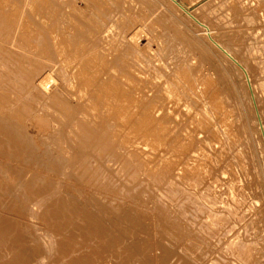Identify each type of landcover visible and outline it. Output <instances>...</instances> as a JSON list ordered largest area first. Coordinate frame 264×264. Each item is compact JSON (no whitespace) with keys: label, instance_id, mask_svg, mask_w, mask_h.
Returning <instances> with one entry per match:
<instances>
[{"label":"bare ground","instance_id":"obj_1","mask_svg":"<svg viewBox=\"0 0 264 264\" xmlns=\"http://www.w3.org/2000/svg\"><path fill=\"white\" fill-rule=\"evenodd\" d=\"M56 1H58V3L60 4V7L64 9V11L56 7L55 4H53L52 0H0V57H3L2 60L5 58V55H4V53H6L5 45L7 43H14V45L16 46L15 50H19L20 51L19 54L23 55L22 57L24 56H25L24 58L30 57L31 66H33L32 67L33 71L36 72L37 74H40L41 72L42 77H43L42 79L43 84L41 85H43V87L47 89L49 88L48 89L49 95L47 97V103L45 104V107H47L46 110H50V109L52 110L54 106L62 107L65 112H71L75 108L77 109L81 108L80 114L76 118H74V121L72 124L74 125V127L76 125L74 123L76 122L78 123L84 122V124H82L83 126V125H86L87 122L89 123L97 119L100 120V118L101 120L106 119L109 122L112 121V125L114 126V129L112 130V132L116 134L117 136L118 134L122 135L120 140L117 138L116 139L118 141H121L122 145L125 148L129 147V148H126L127 150L131 149V151L129 150V152H132V149L135 148L133 147L134 145L136 146L139 145L138 147H142L141 150H143L144 152L142 153L147 158H150V159L151 157L156 158L155 161L153 160L151 161L147 159L142 153H140V155L142 154L145 157L144 159H141V160L139 159L137 161L136 157L138 155L135 157V154H134L136 161L134 159L130 161L132 159L131 156H133V154L130 153L131 154L130 155L128 154L129 153L128 152L127 155L128 156L130 155L131 157L130 160L128 161H130L131 163L130 164L128 163L129 165L127 164V166H130L133 164L135 168V164H136L137 169L136 170L134 169L135 173H138V174L144 173L145 176L144 174H142L144 177L149 176L154 181L158 180L162 182L163 185L167 181L166 182L167 185H165L166 187L164 189L162 188V186H160L162 188V191L159 189L161 191L160 195L159 194L157 195L156 193L157 198L160 199V201L162 202V204L160 202L161 204L160 208L158 204H157L158 206L155 204L158 207V211L162 213L161 217H165L166 221L168 219L171 220L172 218L175 221V226L177 224L178 226L183 227L182 228L183 230L187 231L189 234H192V235H189L190 237L185 236V234L183 236H185L184 237L185 239L186 237H188L189 239L187 240L189 242H191L190 240L192 241L194 240V244H197L200 250L201 249L204 250V253L209 258V261L211 262V264H251L252 258L254 257L253 254H256L255 252H253L256 244L252 240L245 238V237L250 236L249 233L251 232L249 231L253 228V227L252 228L248 227L249 229L251 228L250 230H247L249 233L245 232L246 224H247L245 220L248 219V214L250 211L254 213L253 208L255 209V205H252L253 202L250 203V201L246 198L248 196L247 195L245 196V194L243 193V192H247V190L241 191L242 187L239 185L242 183V181L240 184H238L240 179L238 180L239 177L238 178L236 177V174L238 173H241V172L245 173L246 172L245 169H247L248 165L250 166L249 160H248L249 157L247 158V155L245 154V151H244L245 149H243L244 145L242 144V142L244 143L245 141H242V142L240 141L241 145H239V141L237 137L238 135L236 134L234 130V124L235 123L237 124V122H236L235 115L232 112L233 109L231 110L232 107L228 106L230 108L229 109L226 106L228 104L226 103V101L224 102V100L222 99L220 95V93L222 92L219 93L220 89L219 90L216 89L217 87L219 88V86L215 87L214 80L213 78H211V76H208V75L204 76L198 72H195L192 68V65L191 66L190 64L188 65L187 61L186 63L185 61L180 60V58H185V57H179V60L184 62L185 64L178 62L177 60L178 64L179 65L181 64V66L176 65L175 68L172 67L170 70L169 64L167 65V62H163V59L161 60L160 55L155 56V54H158L156 53L158 49L156 50V52L153 51L150 45L153 43L152 40H151L152 43L147 42L148 43L147 45L142 44L140 46V44L138 43L139 38H137L139 36V34L137 33L138 29L134 28L133 26L132 29L129 30L130 26L129 27L127 26V22L129 23L132 20V15L129 14L131 10L130 11L128 10L129 12L127 11L125 13H122V12H119L120 10L117 9L119 7H117L115 11L114 7L118 5L117 0H56ZM172 1L178 7H180L183 11H185L192 18V20L200 28L204 30L205 36L207 37L211 45L215 47L216 49H218L222 54L227 56L229 59H231L234 62V64L242 71L243 75L245 76L248 82L247 85L249 86L248 88L251 92V95H252L251 97H253L252 100L255 99L254 86L251 84L252 82L249 79L250 77H249V74L246 68L235 58V56H233L231 52H229L219 41L216 40V38L212 35L211 30L208 27V25L200 21L196 16H194V14H192L193 12L186 9L182 5V3H180L178 0H172ZM129 7L131 8V6ZM121 8H122V11H124L125 9L126 10L128 9V7L127 8L121 7ZM120 35L122 38L120 37ZM162 43H163L162 46H164V41ZM156 44H159L158 46H160L159 42ZM19 45L21 46L20 49L19 47L17 48V46ZM158 46L156 45V47ZM162 46H160L159 49ZM167 50H166V54H168ZM8 53H11V52H8ZM165 56H166L165 59H167L168 58L167 55ZM128 58H132L134 60L132 61L135 62V63H130V64H134V66H132L134 68L133 72L131 71L132 69L130 67L131 65L125 63ZM176 58L178 59V57ZM112 62H114L115 66H111ZM177 62H174V63L177 64ZM28 63L30 64V62ZM182 64H184V66H182ZM124 66H128L129 68H131L129 69L128 72L131 71L130 73H135V75H133L132 78L131 76L128 75V72H126L127 69L125 70L123 69V68H126ZM0 73H2V71ZM13 73L19 75V72L15 73L14 71ZM3 75L5 74L3 73ZM136 75L141 78V79H138L137 77V80H140V82H137L134 79V76ZM0 76L2 77L1 74ZM22 79H24L23 76H22ZM146 81L150 83V84L147 83L149 86H147V84L145 85L144 82ZM143 83L145 86L149 88H150V85H152L153 91L155 89L154 86L155 85L157 86L158 89L157 88L156 89L157 91L159 90V92L162 94L161 95L159 93L161 96L158 95V93L156 94L155 92L156 90L154 92H150V89L147 87L146 88L149 89V91L148 93L146 91V93L147 94L154 93L158 95L157 97H160V100H161V97L163 96L161 101L158 100L160 102L159 105H157L156 103L157 98L156 100H154L155 97L153 98V101H149L150 99L148 100L146 97L145 98L148 100V102L143 101L144 99L143 94H145V93L142 94V91H141L143 87V86L141 87V84ZM4 84L6 86V83ZM11 86L12 88H15V86L17 87V85H13V84ZM19 86H22V85H19ZM262 86L264 89V84ZM58 92L59 94L60 92H63L65 97L61 98L60 95H58ZM11 93L12 92H10V94ZM1 95L2 94H0V97ZM22 95L24 94H21V97H24ZM14 96L15 95H13V97ZM3 97H6V96H3ZM16 97H17L16 99L18 100L19 96L16 95ZM29 99H32V98L30 97ZM165 100L168 101L167 108H165L166 107L165 104L167 103V102L164 103ZM24 101L26 102V100ZM1 102H0V105L3 106L4 104L2 105ZM10 103L11 102H9V104ZM27 106L26 107L23 106L22 110H26ZM30 107L28 108L30 109ZM12 109L13 108L11 106L10 110L12 111V113L15 111V118H16L15 120L20 121V118L22 117V115L20 114L19 111L21 109L19 110V106H18V109H14V110ZM22 110H21V113H22ZM28 111L29 110H27V113ZM54 112H57V111L54 110ZM7 114H11V113L8 112ZM256 114H257L258 120L261 122L262 119H261V115L258 109H257ZM12 118L13 119L10 118L11 122L9 120L10 124L13 122L12 120H14V117ZM106 120L105 122H107ZM22 122H19V123H22ZM91 124L93 123L91 122ZM96 124L95 126H97ZM99 124H102L101 126L106 125V124L103 125L101 121H99ZM77 126L75 128H77ZM239 135H241L244 138L242 134H239ZM114 136L115 135H113V137ZM11 138L12 139L15 138L16 139L15 141L18 142L17 138L19 137L15 136ZM69 138H70V135H69ZM72 138L73 137L71 135V138H70L71 141L74 140ZM57 140L59 141L58 138ZM73 142L74 141H72V143ZM60 146L61 145L57 146L59 151L62 150ZM117 146H120V145H117ZM130 146H132L133 148H130ZM103 147L105 148L106 146H103ZM216 147L218 149H216ZM139 151H140V148L138 152ZM117 152L119 151H115L116 154H118ZM247 154H250V153L248 152ZM224 155L230 156V159L228 158L230 160V163H227L228 159ZM225 158L227 162L223 163ZM122 159L123 160L121 161L123 162L127 160L125 158H122ZM250 161H253V158ZM123 162H120V163H123ZM123 164L122 165L125 167L126 166L125 162ZM82 166L84 165L82 164ZM123 166L122 168H124ZM127 169L128 167H125V169H122L123 171H118V170L116 171H118V173L119 172L123 173L124 170H126L125 172L127 174V171H129V169L128 170ZM114 172H115V168H114ZM247 173L248 171L245 173V175ZM120 175L123 176L122 174ZM133 175L136 176V174H133ZM135 176H131L130 178H134ZM242 176H244V174ZM251 176L250 178L254 179ZM136 177L137 178L135 179L137 180L138 176ZM250 178L248 179V181L250 180ZM7 179L8 177L6 178V180ZM145 179H148V177ZM151 180L149 179V181ZM137 182L138 180L135 183ZM1 183H2V186L4 187V184L6 182L3 184V181H2ZM36 183H39V182H36ZM147 183H148V180H147ZM155 183L156 182H154V185H156ZM249 183L248 185L252 186ZM26 184H29V183H26ZM6 185L8 186L10 184L6 183ZM159 185L160 183L157 186L159 187ZM3 187L2 189L5 188ZM7 188L9 189L11 187L9 186ZM37 188H39V186ZM144 188H148V186ZM253 188H251L250 190H253ZM7 191L9 192L10 189ZM7 191L6 193L8 196ZM143 191L145 193L147 192L145 190ZM4 192H5V189H4ZM13 192H14V189H13ZM250 192H253V191H250ZM254 193L253 195H255ZM148 194L150 193L148 192ZM22 195L24 196V194ZM250 195L251 196L249 197V199L251 197H255L252 195V193H250ZM10 196H8V198H10ZM46 196H43V198ZM151 196L152 195L150 194V198L153 197ZM13 197H14V194H13ZM16 197L14 198L16 199ZM11 198H10V201L12 202L14 200L13 201V204H14L15 199L12 198L13 199L12 200ZM17 200H20V199H17ZM31 200L33 202L34 200L33 197L32 199H30V201ZM154 200L155 199H153L152 201ZM10 201H8L9 204H11V206L14 207V205L16 204L12 205ZM255 201H258V199ZM8 202L6 201L7 203L6 205L10 206L8 205ZM143 202L145 204V201ZM150 202L148 201V203ZM259 202L261 201L259 200ZM37 204L38 203H34L33 205L31 204L32 209H30L31 214L33 215L35 214V216H37L38 211H39V205ZM147 204H145V206H147ZM45 205L46 203L42 206H45ZM18 206H15V208L11 207L14 210H11V208H8V209H10L11 211H15V209L18 208ZM153 207L154 206L152 205L151 209H153ZM129 208H131V211H132L133 208L132 207H129ZM147 209L149 210L150 208H147ZM154 209L157 210L156 207ZM259 210H260V207H259ZM135 211H138V210H135ZM143 211H146V210H143ZM258 212L256 215L260 214ZM139 213L140 211L137 214ZM147 213H145L144 215L145 217H148L146 216ZM157 213L153 211V214L155 215H151V216L155 217L157 216L156 215ZM128 214L131 215L130 213ZM137 214H135L134 212V215H137ZM150 214H151V211H150ZM140 216L143 217V215H140ZM261 216L263 215L261 214ZM261 216L260 218H257V219L261 220ZM134 217L135 216H133V221H134ZM127 218L128 219L132 218V216L131 217L127 216L126 221H127ZM138 219L139 218H135L136 221H138ZM142 219L140 218L139 220L141 221ZM157 219L159 220V217H157ZM250 219L251 217L249 218L250 223H253L251 222L252 219L251 220ZM129 220H132V219H129ZM158 220L156 222H158ZM256 220L254 222L255 224L257 223ZM97 221L98 220L96 219V222ZM133 221H131L132 223L130 222V224H134ZM147 222L149 223V220ZM93 223L95 222L93 221ZM254 223L252 224V226L254 225L255 227ZM143 224L142 226L145 227V224L147 223H145L144 225ZM167 224L168 226L170 225L168 221H167ZM258 224H260V222H258ZM132 226L134 228L138 225L135 224V226L134 225ZM152 226L154 225L152 224ZM95 227L98 230V227L97 226ZM172 227L170 226V228ZM262 227L264 228V224ZM170 228L168 227V229ZM172 229H170V232ZM115 230L117 229L115 228ZM119 230H117V233ZM139 231H137L138 233L137 232L136 233L137 234L141 233ZM258 231L256 232V234H258ZM172 232H176L174 233L175 235L178 234L176 230ZM40 233L41 232L37 229H35V231H31L28 228L27 230V227L21 226L19 222H15L14 224L8 221L4 215L0 214V264H32L31 262L27 260V257L24 256L22 251L25 245V241H24L25 237H27L28 235L33 237V234H34V238L36 236L39 239L38 241L40 242V244H42L43 249L41 246L40 250L38 248V251H37L36 249H33L31 247L32 249H29L31 256L35 254L38 257L41 256L39 255L41 250H42L41 252H43L44 250L49 255L51 253L52 255L54 253H59L60 251L59 252L54 251L57 249L56 248L57 246L55 245L59 246V243L57 244L55 243L57 238L54 239L55 236L54 237L52 236L51 238L50 237L51 234H49L50 236L47 238V234H48L47 232H46L47 234L43 233L42 236L40 235ZM117 233L115 234L117 235ZM246 233H248L249 235L248 234H247L248 236L244 235ZM178 235H181V234L179 233ZM183 236L181 235L182 238L180 240H183ZM106 237L109 238V236L107 235H105L103 238L105 239ZM135 237H137V235ZM63 238L65 237H62L61 241ZM115 238L117 239V236H115ZM115 238H113V240H115ZM58 240L59 239H57V241ZM65 240L67 241L68 238H66ZM90 240H91V237H90ZM90 240L88 238L89 242ZM66 241H63L60 243L64 244ZM93 241L95 242V239H93ZM107 241L110 242V240H107ZM256 241H259V240H256ZM71 242L73 243V241ZM109 242H107V244H109ZM37 243H35L34 245H36ZM67 243H69V241ZM67 243L65 244L67 245V247L72 245L70 243H69L70 245ZM181 243H184V242H181ZM63 244L61 245V247L65 246ZM39 246L37 245V247ZM113 246L115 245L112 244V247ZM258 246H260V243L259 245L256 246V249H258L257 248ZM71 247L74 249L76 246L74 247L72 245ZM106 247L104 246V248ZM62 248H58V250L59 249L61 250ZM70 248H68L69 251L65 250L66 249L65 248L64 249L65 253L64 251L60 252L59 256L58 257L56 256L55 260L52 261L51 264H95L94 263L95 260L93 262V260L91 259L92 257H89L87 255V254H90L88 251H87L88 253L84 251L87 254H80L81 252H83V250H81V252L79 253L75 251L76 252L75 253L74 251L71 252V250L73 249L70 250ZM113 248L116 250L117 246ZM133 248H135V246ZM261 249H260L261 253L259 254V251H258L257 254L259 255L256 254L258 259L260 255L264 253L262 252L264 250H261ZM74 250H77V249H74ZM109 251L110 250H108L107 252ZM255 251L257 252V250ZM124 252H126V250H124ZM200 254H203V253L200 251ZM210 254H212L213 257ZM120 255L122 254L120 253ZM263 255L264 254H262L261 257H264ZM44 256L42 259L37 258L39 261L35 262V264H49L51 260H48L49 262H46L47 260L44 258ZM114 256L115 255L111 256V258L113 259ZM117 256L119 257V255ZM99 257L102 258L101 256ZM197 257L200 258V256H197ZM120 258L119 259L117 258V259L120 260ZM257 258H253V259L255 260ZM112 259H111V262H112ZM121 259H124V258H121ZM125 259L124 261L120 260L122 261L121 264H123V262L124 264L125 262H127ZM200 259L202 260V258ZM261 259L262 258H260V260ZM128 260L130 264H131V261H133V260L130 261L129 258ZM197 260L199 259H196V261ZM106 261H109V259L108 260L106 259ZM120 261H118V263ZM103 262L104 261H102V263ZM263 262L261 261L260 263L262 264ZM114 264H117V262L116 263L114 262Z\"/></svg>","mask_w":264,"mask_h":264},{"label":"rangeland","instance_id":"obj_2","mask_svg":"<svg viewBox=\"0 0 264 264\" xmlns=\"http://www.w3.org/2000/svg\"><path fill=\"white\" fill-rule=\"evenodd\" d=\"M117 1H118L117 3L118 5L116 6L114 5L115 7L113 6L115 8L114 9L115 11L117 7H119L117 8L120 10L119 12H122V13H125L128 10L129 11L131 10L130 12L129 11L128 12L130 15H132V20L134 23L131 20L129 23L127 22V26L128 27L130 26L129 30H131L133 26L134 28L138 29L137 33L139 34V36L137 38L140 39V40L138 39V43L140 44V46L142 44L147 45L148 43H152V42H153L152 44L155 43L154 45L150 44L153 51L156 52L157 49L159 51L161 49L160 52L157 50L156 53L158 54H155V56L160 55L161 60L163 59V62H167V65L169 64L170 70L172 67L175 68L176 65L181 66V64L179 65L178 62L184 63L182 61H185V62L187 61L188 63L187 62L186 63L188 65L190 64V66L192 65V68L195 72H198L204 76L205 75L211 76V78H213L214 80L215 87L219 86V88L217 87L216 89L218 90L220 89L219 93L222 92L220 93V95L222 99L224 100V102L226 101V103L228 104L226 106L232 107L231 110L233 109L232 112L234 113L236 122H237V124L236 123L234 124V130L236 134L238 135L236 136L238 137L239 145H241L242 141H245L244 143L242 142V144L244 145L242 146H243V149H245L244 151H245V154L247 155V158L249 157L248 160L250 164V166L248 165L247 169H245L246 172L248 171L247 173L248 175L246 174L247 176L245 175L246 172L244 171L245 173L241 172V173L236 174V177L237 178L239 177L238 180L240 179L238 184H240L242 181V183L239 185L242 187L241 191L247 190V192L249 193L247 192H243V193L245 194V196L246 195L248 196L246 198L250 201V203L253 202L252 205H255V209L253 208L254 213L250 211L248 214V219L245 220L246 223L248 224V226L246 224L245 232H248L247 230H250L253 227L249 231L252 234L248 232L250 236H248L249 234L246 233L244 235L248 237H245V236L244 237L252 240L256 244V246L259 245L260 243V246L257 247L258 249H256V246H255L254 251H253L256 254L259 251V254H260L261 253L260 249L263 248L261 250H264V233H263L264 228L262 227L264 224V134H263L264 133V91H263L264 89L262 86L264 84V0H223V1L222 0H219V1L217 0H178L180 3H182V5L186 9L193 12L192 14H194V16H196L200 21L208 25V27L211 30L212 35L216 38V40L219 41L229 52H231L233 56H235V58L246 68V70L248 71L249 77H250L249 79L252 82L251 84L254 86L255 99L253 100L255 103L252 100L253 97H251L252 95L248 88L249 86L247 85L248 82L245 76L243 75L242 71L234 64V62L231 59H229L227 56L222 54L218 49H216L210 44L209 40L205 36L204 30L200 28L192 20V18L185 11H183L180 7H178L172 0H117ZM52 2L53 4H55L56 7H58L59 9H62L58 1L52 0ZM129 6H131V8ZM121 7L123 8L128 7V9L127 10L125 9L124 11H122ZM62 10L64 11V9ZM155 38L160 43V46L163 45L162 42L164 41V46L166 48L162 46L163 48L161 47L159 49L160 46H158L159 44H156L158 42L155 40ZM156 45L158 47H156ZM18 47L20 49L21 46L19 45L17 46V48ZM15 49H16V46L14 45V43H7L5 45L6 53H4L5 61L4 59L2 60L3 57H0L1 59L0 60L1 62L0 72L2 71V73H0L2 75V77L0 76V83H1L0 84V94H2L3 96H6V97H3L1 95L0 97V100L2 101L0 102L2 103V105L3 104L5 105V107L4 105L3 106L0 105V171H1L0 177H2L0 178V187H1L0 188V202L1 201L3 202V203L1 202L0 204V212H2L0 214L4 215L8 221L14 224L15 222H19L21 226L27 227V230L28 228L31 231H35V229L39 230L41 232L40 233L41 236L43 235V233H46V232L48 233V234L46 233L47 238L50 236L49 234H51L50 236L51 238L52 236L53 237L55 236L54 239L57 238L60 240V241L59 240L57 241L56 239V242L54 240L56 244L59 243V246L55 245L57 246L56 247L57 249L55 248L56 250H54L55 252L56 251L63 252L65 248H66L65 250L69 251L68 248H70L73 245L74 247L76 246L74 249H77V250H74L71 247L70 250L73 249L71 250V252L76 251L79 253L81 252V250H83V252H81L80 254H87L89 252L90 254H87V255L89 257H92L91 259L93 260V262L95 260L94 262L95 264L96 263L104 264L105 262H107L105 264H109V263L114 264V262L115 263L117 262V264H121L122 261H124L126 257L127 258L125 260L127 262H125V264H130L128 258L130 259V261L133 260L131 261V264H161V263L162 264L164 263L165 264H209V263L211 264V262L209 261V258L205 255L204 250L203 249L200 250L199 246L197 244H194V240L193 241L190 240L191 242L187 240L189 239L188 237H190L189 235H192V234H189L187 231L182 229L183 227H180L177 224H176L177 226L176 227L175 221L172 218L171 220L170 219L167 220L169 224L172 222L171 223L172 225L170 224L168 226L167 221L165 220V217H161L162 213L158 211L157 206L159 205V208H160V205L162 204V202L160 201V199L157 198L156 193L157 195L158 194L160 195L162 188L164 189L166 187L165 185H167L166 183L167 181L165 180L166 182L165 183L163 182L164 183L163 185L162 182L158 180L154 181L152 178H150L147 175L146 176L148 177V179H145L147 177H144L145 176L144 173H139V174L135 173L134 169L135 170L137 169L136 164H135V168L133 164L130 166H127L128 163L129 164L131 163L130 161H132L133 159L135 160V157L137 155L139 156V157L138 156L136 157L137 161L139 159L141 160L146 157L143 154L144 153L143 150H141L142 147H138L139 145L138 146L134 145L133 147H135L136 148L135 149L132 146H130V148H133L132 152L133 151L134 152L133 153L129 152V150L131 151V149L127 150L126 148H129V147L125 148L122 145V142L117 140V139L120 140L122 135L118 134L117 136L116 134H114L112 132V130L114 129V126L112 125V121L109 122L106 119L104 120L102 119L103 121L101 120V118L100 120L98 119L93 120L91 121L93 124H91V122L89 123L87 122L86 124L85 122L86 125H83V126L82 124H84V122L82 123L76 122L74 123L76 124L75 127L77 125L79 126L75 128L74 125L72 124H73L74 118H76L80 114L81 108H78V109L75 108L71 112H65L62 107L54 106L52 110L51 109L46 110L47 107H45V104L47 103V97L49 95V92H48L49 88L47 89L43 87V85H41L43 84L42 83L43 77H42L41 72L40 74H37L36 72H34L32 69L33 66H31L30 57H26V58H24L25 56L22 57L23 55L19 54L20 51L15 50ZM13 50H15L16 53ZM166 50L168 51V54H166ZM8 52H11V53H8ZM165 55H167L168 57L167 59L169 60L165 59L166 58ZM176 57H178V59ZM179 57H185L186 59L180 58V60H182L180 61ZM132 60H133L132 58H128L125 63L127 64L135 63L133 62L134 60L133 61ZM6 62L8 63V65ZM28 62H30V64ZM174 62H177V64ZM184 64H182V66H184ZM130 65L129 66L132 69L129 68L128 66H124L126 68H123V69L124 70L127 69L126 72H128L129 69H131V71L133 72L134 68L132 66H134V64H130ZM111 66H115L114 62H112ZM14 71L15 73L19 72V75L14 74L13 73ZM130 72H128V75L131 76L132 78L133 75H135V73H130ZM3 73L5 75H3ZM21 75L23 76L24 79H22ZM137 77L138 79H141L137 75L134 76V79L137 82H140V80H137ZM215 82L218 85H216ZM4 83H6L7 87L5 86ZM144 83L146 85L149 82L146 81ZM144 83L141 84V87L143 86L142 89H144V90L141 89L142 94L145 93L143 94V98H144L143 101L148 102L149 99H150L149 101H153V98L155 97L154 100H156L157 98L156 103L157 105H159L160 103L159 101L162 100L163 96L161 97V100H160V97H157L158 95L161 94L159 90L157 91L158 89L157 86L156 85L154 86L155 87L154 91L156 90L155 92L156 94L158 93V95L154 93H149L150 94L149 95L147 94L149 89H150V92H154L153 87L152 85H150V88H149L147 87L149 85L147 84V86H145ZM12 84L17 85V87L15 86L16 89L12 88L11 86ZM19 85H22V86H19ZM146 87L149 89H147ZM4 88H6L7 90ZM13 89L16 91H14ZM18 89H20L21 91ZM10 92L12 93L10 94ZM12 94L15 95L14 96L15 98L13 97ZM21 94H24L22 95L24 97H21ZM151 94L153 95V97ZM16 95L19 96L18 100L16 99L17 98ZM26 95L30 96L32 99H29L30 97ZM58 95H60L61 98L65 97L63 92H60V94L58 92ZM15 100H17L18 102ZM24 100H26V102ZM9 102L11 103L9 104ZM164 103H166L165 108H167L168 101L165 100ZM24 104L26 106L28 104L26 110H22L23 106L26 107ZM11 106L13 108L12 110L18 109V106H19V110L20 109L22 110V113H21V110L19 111L23 117V118L22 117L20 118V121L15 120L16 119L15 111L12 113V111L10 110ZM28 107H30V109ZM257 109L261 115V119H262L261 122L258 120V117L256 114ZM27 110H29L28 111L29 114L27 113ZM54 110H56L57 112H54ZM8 112L11 114H7ZM9 117L11 119H13L12 117H14V120H12L13 124L12 123L10 124L11 120ZM105 120L109 123L105 122ZM99 121H101L103 125L106 123L108 125L106 124L107 126L106 125L101 126L102 124H99ZM17 122L18 123L22 122V123L18 124ZM16 123L18 124V126ZM95 124L97 126H95ZM71 130L73 133L71 132ZM77 130L80 133H78ZM11 133L14 134L16 137H19L17 138L18 142L15 141L16 140L15 138L13 139L11 138V137H15ZM68 134L70 135V138L72 135L73 137L72 139H74L72 140L74 141L73 143L71 139L69 138ZM239 134H242L244 138ZM113 135L115 136L113 137ZM75 137H77L78 139ZM57 138L59 139V141L57 140ZM48 144L51 146H49ZM58 145H61L60 148H62V150L59 151V149L57 148ZM117 145H120L123 149ZM103 146H106L105 147L106 149ZM139 148H140V151L138 152ZM216 149L218 148L216 147ZM122 150L123 152L124 151L126 152L123 153ZM115 151H119L117 152L118 154H116ZM136 151L139 154H137ZM247 151L250 154H247L248 153ZM127 153L133 154V156H131L132 157L131 160H130L131 154L128 156ZM140 153H142L145 157L142 154L140 155ZM134 154H135V157H134ZM123 155L126 157H124ZM229 155L227 156L224 155V156H226L227 159L228 158L230 159ZM140 156H142L143 158ZM122 158L127 159L126 161H124L126 165L125 167H128L129 169V171H127V174L125 172L126 170H124L125 173L124 172L118 173V171H123L122 169H125V167L123 166L124 162L121 161L123 160ZM226 158L225 160L223 159L224 160L223 163L224 162L226 163L227 161H228L227 163H230V160L228 159L226 161ZM250 158L251 159L253 158V161H250L251 160ZM147 159L151 161L156 160V158H152V157L151 159L150 158H147ZM120 162H123V163H120ZM82 164L84 166H82ZM121 165L124 168H122ZM114 168H115V172H114ZM120 174H122L123 176H121ZM133 174H136V176H138L137 180L140 183L138 182L135 183L137 181L135 178L137 177ZM142 174H144V176ZM243 174L244 176H242ZM131 176H135V177L130 178ZM250 176L253 177L255 180L250 178ZM7 177L8 179L6 180ZM249 178H250L249 180L250 183L248 181ZM149 179L150 180L152 179V180L149 181ZM147 180H148V183H147ZM2 181H3V184L6 182L10 185L7 186L5 183L4 184L5 188H4L1 183ZM153 181L156 182L155 183L156 185H154ZM36 182H39V183L42 182L43 184L41 183L42 184L41 185ZM26 183H29V184H26ZM159 183L160 185L158 187L157 185ZM248 183L251 184L254 188L252 186H249ZM5 185L7 187L9 186L11 187L9 188L10 189L9 192L7 191L9 189ZM38 186L39 188H37ZM146 186H148L149 189L144 188ZM160 186H162V188ZM2 187L5 189V192H4V189H2ZM12 188L14 189V192ZM251 188H253V190H250ZM143 190L147 192L145 193ZM249 190L253 192H250ZM6 191L8 192V196L11 195L10 198L12 197L13 199H15L14 197L17 196L15 199V202L16 201L17 202L16 203L14 202V204L16 205L13 204L14 200L12 198L11 199L13 201L12 202L10 201V198H8ZM15 192H17L18 194ZM148 192L154 198L152 196H151L152 198H150V194H148ZM250 193H252V195L253 193L255 194L253 195L255 197L250 198L251 200L249 199V197L251 196ZM13 194H14V197H13ZM19 194L21 196H23L22 194H24L23 196L24 198L21 197ZM46 195H48L49 198ZM43 196H46V197L43 198ZM32 197L35 200V201L33 200V202L32 200L30 201ZM17 199H20L21 201ZM153 199L155 200L152 201ZM257 199L258 201H255ZM140 200L141 202L145 201V204H147L148 201L149 202L152 201V202L148 203L150 205L147 204V206H145L144 202L141 203ZM259 200L261 202H259ZM6 201L7 202L10 201L12 205H14V207L11 206L9 202H8V205L10 206H7ZM34 203H38L37 205H39V211H38L37 216H35V214L34 215L31 214V210H30L32 209V205ZM45 203L46 205L42 206ZM18 204L21 207V209L18 206ZM155 204L156 205L158 204V205L156 206ZM152 205L154 206L153 209L156 207L157 210L151 209ZM258 205L260 207V210H259ZM15 206H18L19 210L18 208H16L15 209L16 212L11 211V210H14L12 208H15ZM256 206L258 207V209ZM129 207L133 208L132 211H131V208ZM146 207L150 208L151 210L150 209L148 210ZM8 208H11V210ZM134 209L138 211H135ZM143 210H146V211H143ZM255 210L257 212L259 211L258 212L260 213L258 214L259 216L256 215L257 212ZM139 211L140 213L137 214ZM150 211H151V214H150ZM153 211L155 213L159 212L160 214L157 213L156 214L157 216L152 217L151 215H155L153 214ZM134 212L137 215H134ZM128 213H130L131 215H129ZM145 213H147L146 216L148 217L144 216ZM261 214L263 216H261ZM140 215H143V217H141ZM127 216L129 217L132 216V218H129L132 220H129L127 218V221H126ZM133 216H135L134 221H133ZM249 216L251 217V219L256 216L254 218L255 220L257 218H260L261 216V220L257 219L256 224L254 223L255 222L254 219H252L253 221L250 219L251 222L255 224V227L257 229L254 227V225L252 226L253 223H250ZM157 217H159V220L161 222L157 219ZM135 218H139V219L143 218V219L141 221L138 219V221H140L138 222L135 220ZM144 218H146L147 220ZM162 218L164 221L162 220ZM96 219L98 220L97 221L98 223L96 222ZM148 220H149V223L147 222ZM157 220L159 223L156 222ZM93 221L95 223H93ZM131 221H133L134 224H130ZM151 221L153 222L155 221V222L153 223ZM143 222L144 224L147 223L148 225L145 224V227L142 226ZM258 222H260V224L262 222L263 223L260 225L258 224ZM151 223L154 226H152ZM97 224H99L100 226ZM135 224L138 225L134 227L136 229L138 228L137 230L134 229L132 226V225L135 226ZM95 226L98 227V230ZM170 226L171 227L173 226L172 227L173 229L170 228ZM168 227L172 229L171 232H170V229H168ZM248 227H251V228L249 229ZM115 228L117 230L120 229L118 233H117V230H115ZM167 229L169 232L167 231ZM179 229L183 231L181 232ZM110 230L113 232H111ZM174 230H176L178 234L180 233L182 236L185 234V236H188V237H186L185 239L184 238L185 236H183V240L184 239L185 240L184 241L180 240L182 238L181 235H178V234L175 235L174 233L176 232H172ZM137 231L141 233L137 234L138 233ZM257 231H258V234H256ZM111 233L114 236H112ZM115 233H117V235ZM34 234H33V237L28 235L24 239L25 245L22 251L24 256L27 257V260L29 262H31L32 264L33 263L35 264V262L39 261L37 258L42 259L43 256L47 254L46 256H44V258L47 260L46 262H49L48 260H51L49 263L51 264L52 261L55 260V257L59 256L60 252L54 253L55 255L54 254L52 255V253L49 255L44 250L43 252H41L42 251L41 250L39 254L41 256L39 257L36 254L32 256L30 255L29 249L33 248L38 251V248L40 250L42 246V244H40V242L38 241L39 239L36 236L34 238ZM134 234H136L137 237H135L136 235ZM105 235L109 236V238L106 237L104 239L103 237ZM110 235L112 236V238ZM177 235L180 237H178ZM89 236L91 237V240ZM115 236H117V239L115 238ZM62 237H65V238H63L64 240L62 239L61 241ZM66 238H68L67 241L65 240ZM88 238L91 243L88 241ZM113 238H115V240H113ZM93 239H95V242L93 241ZM107 240H110V242ZM256 240H259V241H256ZM63 241H66L64 244L62 243L63 245H65L68 241L72 245L69 246L70 244L67 243L69 244L68 245L69 247L65 245V246H62L63 247L62 248L61 247L62 244L60 242H63ZM71 241H73V243ZM103 241H105L106 243ZM180 241L184 243L187 242V243L184 244V243H181ZM93 242L96 244H94ZM107 242H109V244L112 243L113 245H115L113 247L117 246V249L115 250L112 247V244L109 245L107 244ZM35 243L37 244L34 245ZM37 245L39 247H37ZM104 246L105 247L108 246L109 248L108 247L104 248ZM134 246L135 248H133ZM58 248H62V249L58 250ZM42 249H43V246H42ZM106 249L110 251L107 252L108 250ZM120 249L123 251H121ZM124 250H126V252H124ZM255 250H257V252ZM84 251L85 252L88 251V252L85 253ZM200 251L204 255L200 254ZM120 253L122 255H120ZM256 254H253L254 256L253 258H257ZM262 254L260 255V257L258 256L259 259L257 258L254 260L252 258L251 264H256V263L261 264L260 262L264 261V257H261ZM113 255L115 256L112 259L111 256ZM117 255H119V257ZM130 255L131 256L133 255L132 256L133 259ZM202 255L204 256V258ZM210 255L213 257L212 254ZM99 256H101L102 258H100ZM197 256H200L202 260L198 258ZM120 257L124 259H121ZM110 258L112 259V262ZM117 258L118 259L120 258V260L122 261L118 260ZM260 258L262 259L260 260ZM106 259L107 260L109 259V261H106ZM196 259H199V260L196 261ZM117 260L120 262L118 263ZM102 261L104 262L102 263ZM262 264H264V262Z\"/></svg>","mask_w":264,"mask_h":264}]
</instances>
